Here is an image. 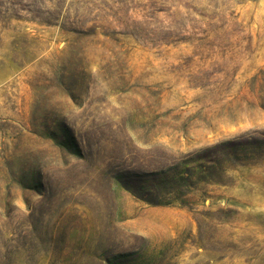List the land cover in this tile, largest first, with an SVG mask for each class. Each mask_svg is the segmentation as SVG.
Masks as SVG:
<instances>
[{
	"label": "rangeland",
	"instance_id": "rangeland-1",
	"mask_svg": "<svg viewBox=\"0 0 264 264\" xmlns=\"http://www.w3.org/2000/svg\"><path fill=\"white\" fill-rule=\"evenodd\" d=\"M0 264H264V0H0Z\"/></svg>",
	"mask_w": 264,
	"mask_h": 264
}]
</instances>
